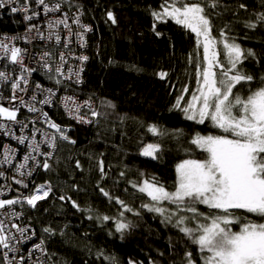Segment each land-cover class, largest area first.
Listing matches in <instances>:
<instances>
[{
    "label": "trees",
    "instance_id": "16d2710c",
    "mask_svg": "<svg viewBox=\"0 0 264 264\" xmlns=\"http://www.w3.org/2000/svg\"><path fill=\"white\" fill-rule=\"evenodd\" d=\"M163 2L65 0L69 10L81 12L96 29L91 38L93 59L79 96L94 100L101 115L88 128L73 124L70 135L75 143L62 144L48 172L37 178V185L49 182L53 192L29 212L28 219L37 238L46 241L56 264H187L189 252L195 264H204L209 255L179 230L176 221L179 216L187 217L182 227L195 229L198 224H210L222 212L195 203L199 215L194 219L193 213L184 211L169 222L143 207L154 202L132 186L154 180L175 191L177 165L207 158L192 143L196 135L230 136L210 120L198 124L186 119L174 107L179 96H184L181 105L186 106L192 94H197V64L204 66L203 48L197 46L193 32L175 21H154L151 13L159 11ZM184 2L205 7L216 39H221L224 30L229 42L255 53L238 65L253 81L237 85L234 93L246 98L264 87V21L259 20L264 0H215V8L210 7L213 0ZM108 12L116 18L115 24ZM8 18L0 21V30L15 31L10 29L14 19ZM154 23L160 36L153 31ZM246 23L257 26L249 28ZM224 57L220 61L227 66ZM160 72L167 76L161 79ZM185 88L187 92L182 91ZM151 125L162 134L149 132ZM149 144L160 146L156 159L142 155ZM170 207L176 209V205ZM234 215L238 221L229 226L233 232L249 222L264 223V217L244 210H236ZM105 216L109 219L104 220ZM118 223L128 227L117 231ZM44 228L53 229V234L45 233Z\"/></svg>",
    "mask_w": 264,
    "mask_h": 264
},
{
    "label": "snow or ice",
    "instance_id": "6c2138e0",
    "mask_svg": "<svg viewBox=\"0 0 264 264\" xmlns=\"http://www.w3.org/2000/svg\"><path fill=\"white\" fill-rule=\"evenodd\" d=\"M19 0H0V8H4L6 4L17 3ZM38 5L43 6V13L47 16L49 13H57L62 10L61 2H57L52 6L46 0H36ZM30 0H23L22 9L12 7L11 12L16 13L23 11L25 13L31 12L24 16L25 20L31 21L33 18L38 17L40 13L30 8ZM216 2L213 0L210 7L215 8ZM241 8L245 5L241 4ZM151 15L156 22H167L169 19L175 21L176 24L181 25L191 32L197 38V46L203 48V64H197V93H193L191 100L187 101L186 106H182L181 102L184 96L181 95L177 98L175 108H179L184 114L185 118L195 121L198 124L205 123L210 120L214 127L221 129L227 135H199L192 140V143L197 145L200 149L207 153V158L204 160H184L176 167L177 184L174 192L167 191L162 185L157 182L144 180L142 185L133 184V187H138L141 193H146L151 201L154 202L153 206L143 205L149 211L160 213L164 215L168 210L160 207L162 202L168 201L176 205V211L171 212L165 216L169 222L173 216H178L180 212L193 213V219L199 215L198 210L193 206L195 203L207 205L210 209L219 210L222 215H216L211 218L210 224H198L197 228L182 227L185 220L188 219L184 216H179L176 221V226L179 230L191 237L193 243L197 244L201 252H208L209 255L204 258V264H264V223H246L240 228V231L233 232L229 227L238 221L234 215V210H244L248 213H255L264 217V87L251 92L246 98L237 93L233 89L237 85L243 83H250L254 77L250 74L242 72L238 65L242 64L243 60L248 56H254L255 53L251 50L245 52L239 44L229 42L228 37L224 30L220 31V40H217L212 35V23L209 19L205 7L200 3H186L184 0H164L160 5L159 11H153ZM108 19L115 24L116 18L112 12L107 13ZM71 19L72 24H75L82 31H73L72 24L69 23ZM259 20L264 21V13L259 15ZM67 30V37L64 39V47L67 48L75 36L83 40V34L91 31L89 26L83 25L80 21L79 14L69 17L64 13L60 18L49 19L47 21V28L49 29L47 37L39 29L37 25H31L28 28L29 32L35 31L36 38L41 40L47 39L49 41L55 39L56 44L61 43V35L58 31L60 27ZM246 27L255 28V23H246ZM156 25L153 24V31L155 32ZM157 36L161 33L155 32ZM223 45V49L227 58V66L222 63L218 58L217 46ZM83 46V45H82ZM0 49L4 50L5 55L9 56L11 63L21 66L22 74L18 79L12 80L11 87L13 90L12 100H19L21 107H27L29 112H37L34 104L26 102L22 96L17 93H26L29 91L30 81L29 77L38 69L36 67H27L23 63V52L20 48L9 47L7 43L0 42ZM52 54L50 52H43L37 64L42 69H45V74L49 79H52V66L48 63ZM61 64L55 68V73L58 76H63L62 66L66 63L63 54L59 57ZM82 62L87 61V56H81ZM190 60L192 57L189 58ZM218 69L219 71H217ZM26 73L27 75H24ZM160 78L163 79L167 76L166 72L159 73ZM71 79L72 76L67 77ZM10 77L0 71V80L7 81ZM264 80V77L261 78ZM77 82L79 77L77 75ZM56 83H61L59 79ZM34 88L41 94L47 93L43 100L39 103L50 104L51 97L55 95L52 89H46L40 83H35ZM187 92L188 89L182 90ZM71 101L72 98H67ZM37 100L36 95H32L31 101ZM73 106L65 105L69 113L74 115V118L81 123H92L93 121L87 120L81 116V105H76L72 102ZM84 107H91L89 102H85ZM110 107L113 105L109 104ZM19 108L9 109L0 106V117L6 118L8 121L21 124L22 128L26 127L21 121L17 120V113ZM93 117L101 115L98 111H92ZM45 122L51 129H55V133L59 134V138L70 143H75L70 140L68 135L65 134L66 130L61 128L58 124L51 121L47 113H43ZM4 127L0 125V128ZM148 131L153 134H162L159 132L155 125H151ZM47 135V134H46ZM57 136L52 134L46 143L55 148V140ZM19 144H25L29 138L27 136L16 137ZM32 152L39 153L51 157V153H41L40 145L33 139L28 145ZM159 145L149 144L143 151L142 155L157 158L159 152ZM4 157L5 162H11V155L7 154L11 150L6 149ZM25 163L20 164L19 168L23 169L27 162L31 159L36 160V157L31 154L23 157ZM77 163V167H79ZM100 171L103 174L104 166L103 161H100ZM43 169L48 170L50 165L48 160H44L42 164ZM31 174L30 172L28 173ZM3 175V173H0ZM23 176L24 172H20ZM121 175H124L121 173ZM16 183L21 184L23 181L17 180ZM27 185H25L26 187ZM51 192V186L42 184L36 188L35 193L24 197L23 200L17 199H0V209H5L16 204L26 202L31 207L35 208L37 202L48 197ZM101 192L108 196L109 193L101 189ZM60 199H65L61 196ZM118 203L123 205V201L117 200ZM74 207H79L72 202ZM131 211V209H127ZM10 216L17 217L16 212H10ZM108 220L109 217H103ZM128 225L124 223L117 224V231H122ZM15 229V232L12 231ZM28 228L21 227L10 220L0 219V248L6 249L3 253L6 264H12V260L8 259V252H18L17 244L24 243L32 239L35 235H26ZM45 233L53 234L54 230L51 228H44ZM198 233V234H197ZM18 234V235H17ZM44 241L35 244L33 249L29 251V257L33 251L44 252ZM188 257L187 264H195L191 259L192 254L186 253ZM20 264L25 261L24 256L19 257ZM133 264V262H130Z\"/></svg>",
    "mask_w": 264,
    "mask_h": 264
},
{
    "label": "built area",
    "instance_id": "2783aa9c",
    "mask_svg": "<svg viewBox=\"0 0 264 264\" xmlns=\"http://www.w3.org/2000/svg\"><path fill=\"white\" fill-rule=\"evenodd\" d=\"M30 1H36V0H30ZM47 1H50L52 4L61 2L62 10L58 12V14L49 13L47 16H45L43 13L42 15L36 17L39 23L42 25L41 27H39V29L44 33L45 37H47L48 34H46L43 30L44 21L45 20L48 21L49 19H54V18H60L63 16L64 13H67L69 17L79 14L81 23L83 25L89 26L91 28V31L85 32L83 34V40H80L77 37L73 36L74 37L73 42H76L75 44L77 45V47H80V50H78V48L76 47L74 48L75 45L74 44L73 47L71 46L69 53L64 55L66 63H64L62 66V71L64 73L63 76H58L55 73V68L57 66H54L52 68V77H53L52 79H49L48 76H46L45 79L47 81L45 82V84L37 82L43 85V87L46 89H52L53 92L55 93V95L51 97L52 102L50 104L39 103L40 100H43L45 98L47 93L41 94L40 92H37L35 88L32 90V87H34L35 85V83L32 82V77L35 72L32 73L31 76L29 77V81H30L29 89L31 90H29L26 93H17V95L22 96L26 102L40 106L39 111L37 112L25 111V108L20 106L19 100H15V101L12 100L13 90L11 84L9 83L11 82V80H7V81L0 80V106L7 107L10 110L13 108H19V112L17 113V120L21 121L24 125H27L26 127L22 128L21 124L8 121L4 117H0V125L4 126L0 128V173H3V175H0V199L20 198L21 200H23L24 197H28L34 194L36 188L42 185V184L37 185V177L41 173H47L49 170V169L48 170L43 169L42 164L44 160H48L49 165H51L54 153L60 144L58 137L55 140V148L50 147L46 143V140L54 133L49 131L50 127L45 122L43 113H47V116L51 121L60 125V123L53 120V116L57 117L60 114H63V112L59 110L62 109L67 113L66 116L70 117L71 115L65 107L66 104H68L69 106H73L72 102L74 101L76 105H81L82 107L80 108L79 114L85 118L87 116V112L93 107V105L89 101L87 102H89L91 107L90 108L84 107L83 105L85 104L86 101L72 94V91L69 89L68 86L64 87L60 83H56V80L57 79L70 80L67 77L71 75L72 76L71 79H73L74 82H76L75 86H80L84 82V77L86 76V70H87L86 65L89 64L90 60L88 59L87 61L82 62L78 58L81 56L90 55L89 53H91V47H92L90 41L91 38L96 34V29L93 25L84 22L85 17L81 12H78L76 10H69L66 7L65 0H47ZM69 23L72 24L71 19H69ZM72 28L73 31H82V29L78 28L75 24H72ZM58 31L61 37L63 38L67 37L68 35L67 30L63 29L62 26L58 29ZM32 35L35 36V33L27 32V36L30 37ZM39 57L40 54L37 49H30L28 51V58L24 57L23 63L25 65V62L28 61L27 67H30L34 61H37L39 59ZM10 64H11L10 67H12L17 71L18 76L16 77V79H18L22 74L20 68L21 66L13 63ZM36 68L38 70L41 69L40 65ZM78 69L82 70L81 75L78 76L79 82H77V75H76ZM24 75L27 74L24 73ZM32 95L37 96V100L35 102L31 101ZM69 97L72 98L71 101L67 99ZM53 107H57L59 109H51ZM89 119L93 120L91 116H89ZM76 121L79 125H84V126L92 125L89 123L88 124L80 123L77 119ZM30 124L31 125L33 124L36 127V130L34 132L28 130V126ZM45 126L48 128H46ZM19 136H27L29 139L25 141V144L21 145L18 143L16 139V137ZM33 139L36 143H39L40 152L51 153V157H48L46 155H40L39 153L36 152H32V149L28 147V145L31 141H33ZM6 149L11 150L9 153H7L10 154L12 157L11 162H5L4 157L6 155V151H5ZM30 152L33 156L36 157V160L33 161L30 159L25 165V167L23 169H20L19 165L25 163L23 157L25 155H28ZM20 172H24V175L21 176ZM29 172L31 173L30 175L28 174ZM17 180H21L23 181V183L18 184L16 183ZM43 184H48L51 186L50 183H43ZM25 185L27 186L25 187ZM52 192L53 191L51 186V192L49 193V195H51ZM40 201H38L37 204ZM35 208L31 207L26 202H23L22 204H16L10 207H6L5 209H0V219L10 220L11 223H15L21 227L28 228L29 231L28 233H26V235H32L33 232L35 233V235L32 236L31 240L16 245L19 248L18 252H8L9 260H12L13 257L16 258L15 260L12 261V264H20L19 261L20 256L25 257V261L23 262V264H45L44 256L46 254V248H47L46 245H43L45 250L44 252L33 251L32 255L29 257V251L33 249V246L41 242V240H39L36 236V231L34 230L31 224L32 222L28 219L29 212L35 210ZM13 211L18 214V218L9 215V213ZM12 231L15 232V229H12ZM5 251L7 250L0 248V258L2 264H6L5 257L3 255Z\"/></svg>",
    "mask_w": 264,
    "mask_h": 264
},
{
    "label": "bare ground",
    "instance_id": "6f19581e",
    "mask_svg": "<svg viewBox=\"0 0 264 264\" xmlns=\"http://www.w3.org/2000/svg\"><path fill=\"white\" fill-rule=\"evenodd\" d=\"M46 2L49 4V6H52L53 4L50 2V1H47ZM30 8L38 13H40V15L43 14V6L42 5H38L36 3V1H30ZM12 7H17L18 9H22L23 7V0H19V2L17 3H13V4H6V6L4 8H0V21L2 20H7L9 19L8 17H11L13 18L14 20H11L12 24L14 25L13 27H11L10 29L12 30H15V31H12V32H8V31H2L0 30V42H3V43H7L9 45V47H17V48H20L23 52V56L24 57H27L28 58V51L30 49H37L39 51V54L41 55L43 52H50L52 54V57L51 59L48 61V63L52 66V68L54 66H59L61 64L60 62V55L63 54H68L70 49H71V46L73 47V45L76 43V42H73V39L74 37H72V41L71 43L69 44V46L67 48L64 47V39L63 37H61V43L60 44H56L55 43V39L53 37V40L49 41L47 39H44V40H41L39 38H36V33L35 31H33L35 33V36H27V32L28 31V28L31 26V25H37L38 27H41L42 25L39 23L38 19L35 17L33 18L31 21H28V20H25L24 19V16L26 14H31V12L29 13H25L23 11H18L16 13H13L11 12V8ZM54 14H58L57 13H54ZM84 22H86V20H84ZM43 30L46 34H48L49 32V29L47 28V21L45 20L44 21V26H43ZM28 43V44H27ZM31 45H30V44ZM26 44V45H25ZM78 48V50H80V47H77V45L75 44L74 45V48ZM89 53V52H88ZM90 55H88V59L91 61L93 59V54L91 55V53H89ZM11 61H10V58L9 56L5 55L4 53V50L3 49H0V71L2 72H5L11 80V82H9L10 84L12 83V80L16 79V77L18 76L17 75V71L15 69H13L11 66ZM27 63L28 61L25 62V66H27ZM17 65V64H16ZM89 64L86 65V69L88 67ZM39 64H37V61H34L30 68L31 67H38ZM21 68V67H20ZM46 70L45 69H39L38 71H36L34 74H33V77H32V82L33 83H37V82H40V83H43L45 84V82L47 81L45 79V77L47 76L45 74ZM82 73V70L81 69H78L77 71V74L76 75H81ZM13 77V79H12ZM61 81V85L64 86V87H69V89L72 91V94L76 95L77 97H79L80 99L84 100V101H89L93 107L87 112V116H86V119L87 120H90V121H93L92 123H89V124H92L90 126H84V125H79L76 121L73 114L70 113V117L66 116L69 120L66 121L65 123L63 122V124H60L59 126L63 129L66 130L65 134L68 135V137L70 138V140H72V136L70 135V132H71V128L74 125H79V126H82V127H91L93 125H96L97 124V120L99 119V117H93L91 115V112L94 110V111H98L97 109V103L92 100V99H83L81 96H79V92L81 91V89L83 87H79V86H75V83L73 79H70V80H67V79H59ZM85 80H86V77H84V82L82 83L83 86L85 84ZM7 82V83H8ZM73 86V87H72ZM10 88V87H9ZM34 89V87H32V90ZM31 90V89H29ZM37 109L40 110V106L38 105H34ZM25 108V111L29 112L27 107H23ZM51 109H59L57 107H53ZM63 112V114L67 115V113L62 110V109H59ZM89 116H91L93 118V120L89 119ZM81 123V122H80ZM85 124H88V123H85ZM46 127V126H45ZM48 128V127H46ZM50 132H53L58 138H59V134L55 133V129H51L49 128ZM28 130L29 131H32L34 132L36 130V127L35 125H29L28 126ZM59 141H60V144H59V147L57 148V150L55 151L54 153V156H53V160L55 159V157L57 156L58 152H59V148L62 144L64 143H68V144H71L69 141H65V140H62L59 138ZM52 160V161H53ZM52 191H53V188H52ZM44 260H45V264H56V261L54 260L48 246L46 248V254L44 256Z\"/></svg>",
    "mask_w": 264,
    "mask_h": 264
},
{
    "label": "rangeland",
    "instance_id": "374dc122",
    "mask_svg": "<svg viewBox=\"0 0 264 264\" xmlns=\"http://www.w3.org/2000/svg\"><path fill=\"white\" fill-rule=\"evenodd\" d=\"M218 40V39H217ZM91 42V41H90ZM91 44V46H92V42L90 43ZM91 50H92V47H91ZM217 52H218V58H219V60H220V56H222V55H224L225 57V60H227V58H226V54H225V51H224V49H223V45L222 44H218V46H217ZM79 87H83V84H81ZM198 94V93H197ZM53 120L54 121H57L58 123H60V124H62L63 122H66V121H68L69 119L66 117V115L65 114H60L59 116H53ZM52 163V162H51ZM39 177V176H38ZM37 177V178H38ZM45 183H49V182H45ZM167 191H169V190H167ZM169 192H174V191H169ZM146 194V193H145ZM49 197V196H48ZM47 197V198H48ZM47 198H45V199H47ZM170 205H172V206H174V204H171V203H169L168 201H164V202H162L161 203V206L160 207H163V208H165V209H167L168 211L163 215V216H166V215H168L169 213H171V212H175L176 211V209L174 208V209H172L171 207H170ZM205 206H207V205H205ZM208 207V206H207ZM234 211H236V210H234ZM238 211V210H237ZM175 217H178V216H173L172 218H175ZM232 229V228H231ZM43 241H44V245H46V246H48L47 245V243H46V241L44 240V239H42ZM34 257V256H33Z\"/></svg>",
    "mask_w": 264,
    "mask_h": 264
}]
</instances>
